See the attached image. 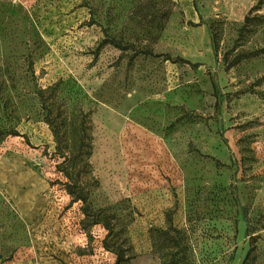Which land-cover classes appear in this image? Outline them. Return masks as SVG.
I'll list each match as a JSON object with an SVG mask.
<instances>
[{
    "label": "rangeland",
    "instance_id": "374dc122",
    "mask_svg": "<svg viewBox=\"0 0 264 264\" xmlns=\"http://www.w3.org/2000/svg\"><path fill=\"white\" fill-rule=\"evenodd\" d=\"M39 90L125 264H264V0H0V264H114Z\"/></svg>",
    "mask_w": 264,
    "mask_h": 264
},
{
    "label": "trees",
    "instance_id": "16d2710c",
    "mask_svg": "<svg viewBox=\"0 0 264 264\" xmlns=\"http://www.w3.org/2000/svg\"><path fill=\"white\" fill-rule=\"evenodd\" d=\"M102 44L119 46L110 39H104ZM37 96L41 104V110L44 113V121L49 126L54 139L55 155L60 159L56 165V171L67 180L64 183L66 192L73 199L82 203V214L90 219L91 224H101L105 228L107 235L104 239V246L115 255L114 264L127 263L129 258L124 249L119 246L117 249H110L106 245L107 238L113 232V228L109 221L102 219V210L93 209L89 202L88 191L80 180L82 172L89 166L88 159L92 153L91 136L88 133L90 125L87 115L80 112L75 126V121H69L63 113H54L49 99L45 97V90H39ZM76 132L77 135L73 139ZM76 186H81L77 194L74 193L73 189ZM165 234L170 235L168 232H165Z\"/></svg>",
    "mask_w": 264,
    "mask_h": 264
}]
</instances>
